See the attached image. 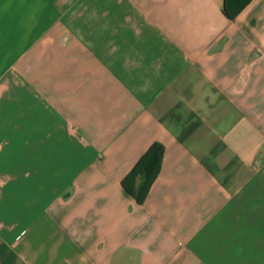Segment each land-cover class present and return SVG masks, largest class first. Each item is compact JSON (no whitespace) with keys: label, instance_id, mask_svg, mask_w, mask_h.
Instances as JSON below:
<instances>
[{"label":"crops","instance_id":"1","mask_svg":"<svg viewBox=\"0 0 264 264\" xmlns=\"http://www.w3.org/2000/svg\"><path fill=\"white\" fill-rule=\"evenodd\" d=\"M263 153L264 0H0V264H264Z\"/></svg>","mask_w":264,"mask_h":264},{"label":"trees","instance_id":"2","mask_svg":"<svg viewBox=\"0 0 264 264\" xmlns=\"http://www.w3.org/2000/svg\"><path fill=\"white\" fill-rule=\"evenodd\" d=\"M223 12L229 18L233 16L232 14L228 13L225 8L223 9ZM162 151L163 148L161 144H152L150 148L145 152V154L142 155V157L136 162L130 173L127 175V177L138 174L141 175L142 182L135 191H132L129 187H127L125 185V181L123 182V186L126 191L131 194L138 203H141L143 201L150 184L159 171Z\"/></svg>","mask_w":264,"mask_h":264},{"label":"built area","instance_id":"3","mask_svg":"<svg viewBox=\"0 0 264 264\" xmlns=\"http://www.w3.org/2000/svg\"><path fill=\"white\" fill-rule=\"evenodd\" d=\"M264 154V153H263Z\"/></svg>","mask_w":264,"mask_h":264}]
</instances>
